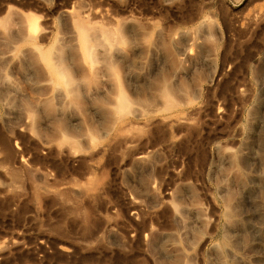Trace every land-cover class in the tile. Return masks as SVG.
Returning a JSON list of instances; mask_svg holds the SVG:
<instances>
[{"label":"rangeland","instance_id":"obj_1","mask_svg":"<svg viewBox=\"0 0 264 264\" xmlns=\"http://www.w3.org/2000/svg\"><path fill=\"white\" fill-rule=\"evenodd\" d=\"M263 209L264 0H0V264H264Z\"/></svg>","mask_w":264,"mask_h":264},{"label":"bare ground","instance_id":"obj_2","mask_svg":"<svg viewBox=\"0 0 264 264\" xmlns=\"http://www.w3.org/2000/svg\"><path fill=\"white\" fill-rule=\"evenodd\" d=\"M67 13L68 14H71V16H73L75 12L74 11H68ZM78 18L76 20H74V27H73L74 30H73V33L76 36V38L74 37V39H77V42H78V44H79V46L81 48V52L83 54L84 60L86 61L87 65L89 67L94 68L95 67L94 64L96 62V58H95L96 48H95V46L91 45V42H90V40H92L93 38H96V37L98 38L99 37L100 39L101 38L105 39L106 44L103 43V46L106 48L105 49L106 51L110 52V54L111 53L119 54L117 52H120L121 53L119 47L115 43L111 42L113 39L118 38L117 36L114 37L115 32H113L110 29H102L99 33L93 32L92 30H93L94 27L93 28L90 27L89 24L84 20L83 16L82 17L80 16ZM27 30H28V39L34 41V39L38 36V33H39V24H38V21L36 19H34L33 17L28 20ZM100 45H102V44H100ZM35 46H37V45L35 44ZM39 48L37 46L34 49L36 51V49L39 50ZM39 51H41V50H39ZM38 55H39V53H38ZM40 55H41L42 60L46 63L47 67L49 68L50 72L60 81L61 73H63L64 70L61 69L62 67H61L60 64H58L57 62L54 61L52 51H50V50L41 51L40 52ZM54 88H55V86H54ZM56 90H57V88H56ZM60 91H62V90H60ZM123 97H124V95H123ZM123 100H124V98H123ZM126 106L127 105H125V107ZM244 153H246L247 155H249V154H253L254 152L251 150V148L250 149H247L246 148V151ZM249 156H255V155H249ZM255 171H256V169H255ZM258 173H259V171H258ZM258 173L257 172H254L252 174V179L253 180H258V177L260 178V176H258L259 175ZM255 183H256V181H255ZM259 230H256V231L258 232ZM259 234H261V233H259ZM255 235H257V233H255ZM246 262H245L246 264H255L256 263L253 258H251L249 260H246Z\"/></svg>","mask_w":264,"mask_h":264}]
</instances>
